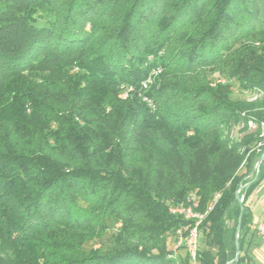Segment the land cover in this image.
I'll list each match as a JSON object with an SVG mask.
<instances>
[{
    "label": "trees",
    "instance_id": "16d2710c",
    "mask_svg": "<svg viewBox=\"0 0 264 264\" xmlns=\"http://www.w3.org/2000/svg\"><path fill=\"white\" fill-rule=\"evenodd\" d=\"M261 122L264 0H0V264H252Z\"/></svg>",
    "mask_w": 264,
    "mask_h": 264
},
{
    "label": "built area",
    "instance_id": "2783aa9c",
    "mask_svg": "<svg viewBox=\"0 0 264 264\" xmlns=\"http://www.w3.org/2000/svg\"><path fill=\"white\" fill-rule=\"evenodd\" d=\"M149 58H151V57H149ZM150 76H151V73H149L147 77H150ZM145 82H146V78L143 80V83H145ZM131 91H132V88L128 87V93H130ZM262 95H263V93H260L259 90H255L254 96H252V100H254L258 97H261ZM141 97L144 99V102L147 103L148 106L153 107V106H151L150 101L147 100V96L145 95V93H143ZM247 126L249 129H251L253 127L252 126V119H250V118L247 119ZM259 149L260 148H256L257 151ZM261 155L264 158V150L262 151ZM216 197H218L217 194H216L215 198ZM241 201H242V199H241ZM186 204H188V205L189 204H196L197 205L196 196H191V197L187 198ZM169 212L172 214H176V215H182L184 218H187V219L192 218L195 220L194 226L190 229L188 238L186 239L187 249L189 251L191 258L194 260L195 259V250H196L197 226L204 216L188 215V211H178V205H177V208H169ZM255 229H256L257 233L264 238V221L258 222L255 225ZM177 234L180 235L181 231L177 230ZM180 243H181V238H179L177 244H180ZM257 264H264V258Z\"/></svg>",
    "mask_w": 264,
    "mask_h": 264
},
{
    "label": "crops",
    "instance_id": "0c3cea01",
    "mask_svg": "<svg viewBox=\"0 0 264 264\" xmlns=\"http://www.w3.org/2000/svg\"><path fill=\"white\" fill-rule=\"evenodd\" d=\"M263 181H264V178L262 182ZM259 185L248 196V201H249V204L252 210V216H253L251 229L255 228V225L258 222L264 221V201L260 202L259 195L255 194V191L261 188V185L260 186ZM254 240L255 241L253 244H251L250 249H251L252 258H253L252 264H257L264 258V238L260 236L255 230Z\"/></svg>",
    "mask_w": 264,
    "mask_h": 264
},
{
    "label": "rangeland",
    "instance_id": "374dc122",
    "mask_svg": "<svg viewBox=\"0 0 264 264\" xmlns=\"http://www.w3.org/2000/svg\"><path fill=\"white\" fill-rule=\"evenodd\" d=\"M150 59H152V57ZM219 80L220 79H217V82H221ZM233 89H234L233 90V97L234 98L249 99L250 100L252 98V96H254V91H242V90L238 89L237 87H234ZM230 136L231 137H239L238 126H234L230 130ZM260 185H261V188L258 189L257 191H255V194L259 195L260 202H263L264 201V181ZM93 240H95V238ZM94 247H98V242H96ZM3 250H4L3 251L4 254L9 253V251H7L5 249H3Z\"/></svg>",
    "mask_w": 264,
    "mask_h": 264
},
{
    "label": "bare ground",
    "instance_id": "6f19581e",
    "mask_svg": "<svg viewBox=\"0 0 264 264\" xmlns=\"http://www.w3.org/2000/svg\"><path fill=\"white\" fill-rule=\"evenodd\" d=\"M157 72H158V70H157ZM157 72H154V74H156ZM219 81L223 82L224 79H220ZM147 82H145V83L142 84V88H145L147 86ZM260 93H262V92L260 91ZM121 97H123V98L126 97V93L123 92L121 94ZM251 100H252V98H251ZM252 126L253 127L251 129L257 128V123H255L253 120H252ZM258 128L260 129V137H262L263 140L258 143L257 148H259L261 146V144L264 143V123L261 122L259 124ZM191 196H194V195L193 194L189 195V197H191ZM196 203H197V201H196ZM195 207H197L196 204H190L189 206H186V207L181 205V206H178V211H188V215L204 216L203 215L204 213L203 214H197V213L193 212V208L195 209ZM170 208H177V206H172Z\"/></svg>",
    "mask_w": 264,
    "mask_h": 264
},
{
    "label": "water",
    "instance_id": "95a60500",
    "mask_svg": "<svg viewBox=\"0 0 264 264\" xmlns=\"http://www.w3.org/2000/svg\"><path fill=\"white\" fill-rule=\"evenodd\" d=\"M262 159H263V156L261 155V156L259 157L257 163H256V168H257L256 175H257V173H258V171H259V166H260V163H261ZM249 184H250V183H247V184L241 186L240 188L245 187V186H248ZM236 198L241 202V199H240V197H239V195H238V191L236 192ZM242 210H243V207L241 206V208H240V212H241V213H242ZM241 213H240L239 221H238V225H237V228H236V241H235V242H236V253H235V258H234V260H237V258H238V256H239V253H240V249H239V245H238V231H239V229H240Z\"/></svg>",
    "mask_w": 264,
    "mask_h": 264
}]
</instances>
